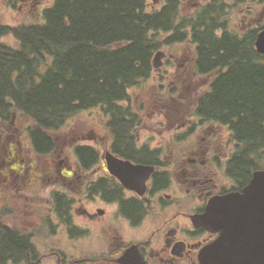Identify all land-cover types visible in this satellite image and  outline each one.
<instances>
[{"label": "flooded vegetation", "instance_id": "obj_1", "mask_svg": "<svg viewBox=\"0 0 264 264\" xmlns=\"http://www.w3.org/2000/svg\"><path fill=\"white\" fill-rule=\"evenodd\" d=\"M43 3L5 0L8 8L20 12H36ZM233 9L234 3L225 0L226 15ZM258 15L262 20L264 10ZM226 19L227 30H232L231 18ZM21 24L0 23V46L10 45L4 39L12 34L1 27ZM248 24L235 32L243 37L251 29L252 23ZM255 28H261L258 37L264 24ZM167 61L169 56L157 70L159 76ZM194 105L183 120L167 114L168 123L161 129L145 128L137 115L122 118L130 124L124 128L128 132L117 133L108 126L112 118H102L104 132L92 130L90 142L76 144L74 161L57 155L55 180L45 167L37 169L35 159L21 155L32 147L31 126L25 145L13 117L0 149V176L5 184L9 176L13 178L11 199L0 198V241L6 229L26 237L28 245L24 258L8 259L6 264H201L202 250L221 233L200 225L194 216L204 214L216 196L244 192L255 174L264 171V143L259 130L254 143L240 137L237 118L203 117L196 112L198 101ZM174 109L182 115L184 108ZM131 111L138 114L134 107ZM78 146L92 148L94 156L79 154ZM108 152L133 164L154 166L144 193L126 187L110 172ZM46 172L47 180L28 181ZM238 217L231 223L227 219L228 229L239 227L245 233L261 221L260 211L257 218L253 209ZM3 250L0 245V253ZM0 264H4L1 255Z\"/></svg>", "mask_w": 264, "mask_h": 264}, {"label": "trees", "instance_id": "obj_2", "mask_svg": "<svg viewBox=\"0 0 264 264\" xmlns=\"http://www.w3.org/2000/svg\"><path fill=\"white\" fill-rule=\"evenodd\" d=\"M163 2L150 10L148 0H54L43 22L2 26L19 47L0 46V124L16 111L28 116L32 147L44 156L57 148L55 130L83 110L99 108L112 118L109 127L127 133L122 118L138 115L130 89L150 77L154 54L190 43L196 72L209 79L197 114L237 118L240 137L254 143L259 130L264 143V55L255 48L262 27L243 37L227 30L225 0H208L189 15L182 0ZM77 151L94 156L88 146ZM3 235L4 264L24 258L27 238Z\"/></svg>", "mask_w": 264, "mask_h": 264}, {"label": "rangeland", "instance_id": "obj_3", "mask_svg": "<svg viewBox=\"0 0 264 264\" xmlns=\"http://www.w3.org/2000/svg\"><path fill=\"white\" fill-rule=\"evenodd\" d=\"M208 0H182L181 8L182 13L189 15L199 9ZM234 3V9L231 13L225 15L226 18H231L230 27L231 31H243V25L251 28L261 26L264 24V15L259 19V12L264 10V0H230ZM54 0H45V4H39L36 12L24 11L20 12L17 7L10 9L6 6L5 0H0V23L3 24H32L36 22H43L44 15L39 16V12L47 6H52ZM149 9H160L164 2L163 0H148ZM245 19L246 24L243 23ZM5 43L13 47H19L18 39L10 34L4 39ZM192 44L180 43L162 46V50L166 52L171 61H167L164 67L163 76L158 75V69H153L149 78L142 81L139 85L130 89L132 98V105L138 112V115L144 120L145 128H157L165 126L168 123L167 114L172 117H180V120L188 117V111L191 107L195 106L202 92L207 90L208 77L200 76L194 65L195 53L192 50ZM166 58V57H165ZM164 58V59H165ZM163 59V61H164ZM170 64H169V63ZM209 77L211 75H208ZM188 103V106H187ZM183 107L181 109L182 115L175 107ZM171 111V113H169ZM105 116L99 108L88 109L80 111L71 117L57 130L54 134L56 136L57 148L52 154L44 156L37 155L31 147L27 152H22L21 155L26 158H33L36 161L37 169H48L49 176L55 180L56 164L58 162L57 155L62 154L63 157H69L71 161L75 160L73 149L76 144L88 143L91 138L90 133L95 130L97 133H103L102 127L105 128ZM12 119L0 124V149L5 142L7 127ZM33 121L20 111L14 113V125L19 127L22 131L21 140L26 144L28 137L27 129ZM159 123L161 125L155 124ZM36 169V172H37ZM46 171V170H45ZM32 171L31 175H34ZM44 174V173H40ZM1 175V174H0ZM45 175V176H44ZM42 177L31 176L28 181H41L47 180V172ZM48 176V177H49ZM45 178V179H44ZM13 178L9 176L8 184L4 183L3 177L0 176V198L11 199L13 195ZM5 201V200H4ZM7 203V202H6Z\"/></svg>", "mask_w": 264, "mask_h": 264}, {"label": "water", "instance_id": "obj_4", "mask_svg": "<svg viewBox=\"0 0 264 264\" xmlns=\"http://www.w3.org/2000/svg\"><path fill=\"white\" fill-rule=\"evenodd\" d=\"M256 48L259 53L264 54V29L256 39ZM165 57L166 52L162 49L154 54V69L162 68ZM106 157L108 169L123 185L140 193L145 192L146 180L153 172L154 166L133 164L110 152ZM252 209L257 218L260 211L261 221L255 223V229L243 233L239 227L227 228V219L231 223L239 219L238 216L243 210ZM194 219L198 220L200 225L221 233L216 241L202 250L201 264H264V171L255 174L243 193L214 197L206 212L194 216Z\"/></svg>", "mask_w": 264, "mask_h": 264}]
</instances>
